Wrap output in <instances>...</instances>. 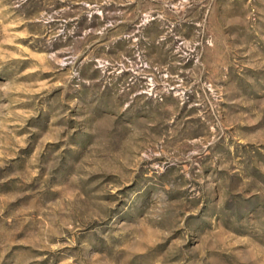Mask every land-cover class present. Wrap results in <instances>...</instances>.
Returning <instances> with one entry per match:
<instances>
[{
	"label": "rangeland",
	"instance_id": "obj_1",
	"mask_svg": "<svg viewBox=\"0 0 264 264\" xmlns=\"http://www.w3.org/2000/svg\"><path fill=\"white\" fill-rule=\"evenodd\" d=\"M0 264H264V0H0Z\"/></svg>",
	"mask_w": 264,
	"mask_h": 264
}]
</instances>
